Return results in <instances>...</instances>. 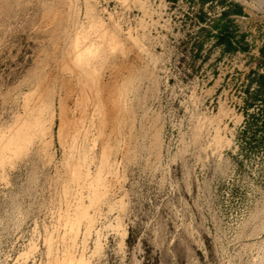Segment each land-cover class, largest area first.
Wrapping results in <instances>:
<instances>
[{
  "label": "rangeland",
  "instance_id": "obj_1",
  "mask_svg": "<svg viewBox=\"0 0 264 264\" xmlns=\"http://www.w3.org/2000/svg\"><path fill=\"white\" fill-rule=\"evenodd\" d=\"M231 3L0 0V264H264V13L197 48Z\"/></svg>",
  "mask_w": 264,
  "mask_h": 264
},
{
  "label": "trees",
  "instance_id": "obj_2",
  "mask_svg": "<svg viewBox=\"0 0 264 264\" xmlns=\"http://www.w3.org/2000/svg\"><path fill=\"white\" fill-rule=\"evenodd\" d=\"M205 0H200V4H203ZM242 14L241 8L236 4H229L226 10H223L219 16L215 19H212L208 25V29H199L198 32L203 33V37L197 44V48H201L203 41H205L211 32H215V35H212L215 40V45L219 49L220 55H232L238 50L246 51L247 44L244 42V33H237L234 26L233 29H229L231 26V20L228 18L230 15H240ZM258 52L264 56V44L258 49ZM264 68V64H263ZM253 77L249 78V84L253 83L255 89L249 91L248 88L245 90L246 99H251L253 101H260L262 103V108L259 114L248 115L250 121H246L247 127L249 130H252L253 133L257 128L263 129L264 127V75L253 73ZM246 106H249L246 105ZM256 115V116H255ZM256 125L255 129H251L250 126Z\"/></svg>",
  "mask_w": 264,
  "mask_h": 264
},
{
  "label": "built area",
  "instance_id": "obj_3",
  "mask_svg": "<svg viewBox=\"0 0 264 264\" xmlns=\"http://www.w3.org/2000/svg\"><path fill=\"white\" fill-rule=\"evenodd\" d=\"M230 1V0H229ZM244 1L245 0H231V4H237V5H239V6H247L245 3H244ZM248 1V3H249V5H250V8L253 10V11H255V13H258V14H263L264 13V0H247ZM223 10H225V8L224 7H222L221 8V11L219 12V14L223 11ZM219 14H218V16H219ZM213 33H215V32H213ZM242 33V32H241ZM244 33V32H243ZM245 34V37H244V42H248L247 40H246V33H244ZM217 51L219 52V49L217 48ZM261 72V71H260ZM260 74H263L264 75V73H260Z\"/></svg>",
  "mask_w": 264,
  "mask_h": 264
},
{
  "label": "bare ground",
  "instance_id": "obj_4",
  "mask_svg": "<svg viewBox=\"0 0 264 264\" xmlns=\"http://www.w3.org/2000/svg\"><path fill=\"white\" fill-rule=\"evenodd\" d=\"M19 125H20V124H19ZM33 127H34V126H33ZM36 128H37V127H36ZM24 132H25V131H24ZM37 132H38V131H37ZM39 132H40V131H39ZM23 135H25V134H23ZM19 136H20V135H19ZM6 139H7V138H6ZM28 139H29V138H28ZM30 139H31V138H30ZM19 140H20V139H19ZM17 141H18V140H17ZM23 141H24V140H23ZM30 141H31V140H30ZM4 142H5V141H4ZM6 142H7V141H6ZM13 142H14V140H13ZM19 142H20V141H19ZM14 143H15V142H14ZM5 144H6V143H5ZM25 144H26V143H25ZM12 146H13V145H12ZM15 146L17 147V146H19V145H15ZM7 149H8V148H7ZM12 151H13V150H12ZM0 152H1L0 155H1V154H4V153H3V152H4L3 149H1ZM13 153H14V152H13ZM15 153H17V152H15ZM15 153H14V154H15ZM17 155H18V154H17ZM0 158H1V156H0ZM10 158H11V157H9V159H10ZM3 159H4V158H3ZM3 159H2V160H3ZM7 163H8V162H7ZM7 163H6V164H7ZM0 165H1V164H0ZM76 175H77V174H76ZM90 223H91V222H90ZM48 241H49V240H48ZM77 264H79V263H77ZM83 264H84V263H83Z\"/></svg>",
  "mask_w": 264,
  "mask_h": 264
}]
</instances>
